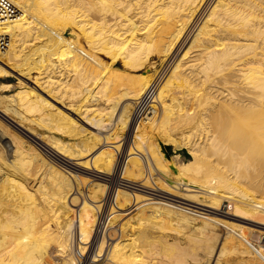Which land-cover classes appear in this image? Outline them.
<instances>
[{
	"label": "bare ground",
	"instance_id": "obj_1",
	"mask_svg": "<svg viewBox=\"0 0 264 264\" xmlns=\"http://www.w3.org/2000/svg\"><path fill=\"white\" fill-rule=\"evenodd\" d=\"M10 1L0 76L18 82L0 84V118L69 170L0 120L13 140L12 160L0 150V264H264V244L242 239L264 230V0ZM130 201L171 218L121 216ZM167 201L255 228L237 226L235 253L207 226L151 239L188 228Z\"/></svg>",
	"mask_w": 264,
	"mask_h": 264
},
{
	"label": "rangeland",
	"instance_id": "obj_2",
	"mask_svg": "<svg viewBox=\"0 0 264 264\" xmlns=\"http://www.w3.org/2000/svg\"><path fill=\"white\" fill-rule=\"evenodd\" d=\"M70 31H72L71 30V28L69 29V32ZM84 44L86 45V47L87 48H89V46L87 45V42H86V40L84 39ZM108 59V58H107ZM156 60H157V62L159 63L160 61L158 60V58H155ZM121 64V63H120ZM35 66H36V60H34V61H32L31 63H30V65H29V68L27 69V74H29V73H32V71H33V73H34V70H35ZM161 66V67H160ZM166 67V70H167V62H163L162 64H159L158 65V73H157V78H159V80L161 79V78H163L164 77V73H165V68ZM162 69V70H161ZM163 70H165L164 71V73H163ZM31 71V72H30ZM162 72V73H161ZM163 76V77H162ZM1 82H6V83H11V84H17V82H18V78L15 76V75H12V74H8V75H2V76H0V84H1ZM7 94H10V93H12V92H6ZM139 106H140V104H139ZM142 107V106H141ZM0 120H2L3 122H4V120L3 119H1L0 118ZM4 124L9 128H11V130L13 129V130H15V131H18V130H16L12 125H10L9 123H6V121L4 122ZM9 124V125H8ZM113 125V124H112ZM112 125H110L109 127H108V129H114L115 128V126L113 127ZM97 128H99V126H101V124L99 125V124H97V125H95ZM6 127V128H7ZM102 127V126H101ZM1 129V128H0ZM1 131V130H0ZM126 132H124V134L126 135V133L128 132V130L126 129L125 130ZM18 132H20V131H18ZM48 132V134H49V131L48 130H46V133ZM2 132H0V150H2L3 151V153L5 154V156L9 159V161L10 160H12L13 159V143H12V139H10V138H12L11 136H9L8 134H1ZM20 134L23 136V137H21V139L23 140V142H24V144L26 145V146H31V148L33 149V147H37L36 148V150L37 151H42L43 152V154L45 153L46 155V157H47V159L48 160H51V162H53V163H55L56 165H58L59 166V164L61 165V166H63V167H60L61 169L63 168V170H65L66 169V171H68L69 170V168L66 166V165H64V164H62L61 163V161H57V160H55L54 158H52V157H50L49 156V154H48V152H47V150H45L43 147H41V146H39L37 143L39 142L40 144H42L40 141H37L36 139H32V138H29V137H25V135L24 134H22V132H20ZM123 134V136L125 137V135ZM122 136V137H123ZM131 136V137H130ZM1 137H3L2 139H1ZM130 138H132V133L129 135V143H132L131 141H132V139L130 140ZM126 138H124L122 141H124ZM9 140V141H8ZM30 140L32 141V142H30ZM34 140V141H33ZM36 143V144H35ZM37 145V146H34V145ZM11 145V146H10ZM43 145V144H42ZM35 148L33 149V150H35ZM41 150H40V149ZM4 149V150H3ZM35 150V151H36ZM1 151V152H2ZM46 151V152H45ZM10 154H9V153ZM12 152V153H11ZM119 152V151H118ZM7 153V154H6ZM9 154V155H8ZM131 156H133V155H131ZM12 157V158H11ZM50 158H52V159H50ZM55 162H54V161ZM58 163V164H57ZM64 166H65V169H64ZM79 173H81V174H83V175H86V176H89V177H92V178H95V179H100L101 177L100 176H98L97 174H94V173H90V172H84V171H78ZM153 177H155L154 176V174H153ZM135 187V186H134ZM97 188L99 189V191L100 192H102V194H105L106 193V190L108 189L106 186H104V185H98L97 186ZM136 188V190H144V188H142V187H135ZM160 189H162V190H164V191H169V190H167L166 188H161V187H159ZM247 188V187H246ZM250 188V189H249ZM147 190V192H149L150 190H148V189H146L145 188V191ZM248 190L250 191H252L253 189L251 188V187H248ZM255 190V189H254ZM250 191V192H251ZM113 191L110 189V191H109V195H111L112 194V196L113 197H117V195H118V193H112ZM152 193V192H151ZM114 194V195H113ZM166 196V195H165ZM166 198H168V197H166ZM169 198H171V199H175V198H173V197H169ZM178 199V198H177ZM198 201V200H197ZM149 202V201H148ZM148 202H145V203H142V202H135V201H130V202H128L127 204L125 203L124 205L121 203V202H116V208H117V210H118V212L119 213H122L121 211H123V215L121 214V216H129L130 214H133L132 212H134V211H136V212H138V213H136V214H138V216H141L142 214H143V217L147 220V221H149V222H154V221H156L157 222V224H159L160 222H162L163 220H166V223H168L169 222V220H170V218L171 217H167V216H165L164 215V217H163V215H161V214H159L158 216L157 215H155V213H156V207H155V204L156 203H154V202H150V205H151V207H150V205L148 204ZM160 202H162V203H164L163 201H160ZM201 202V201H200ZM225 202V204H224V206H226V205H228L229 204V202H230V200L229 199H227V200H225L224 201ZM135 203V204H134ZM167 205H172L171 207L170 206H168V207H170L171 209H173V208H175L177 205H180V203H174L173 201H167V202H165ZM169 203V204H168ZM186 203V202H185ZM202 203V202H201ZM207 203V202H206ZM147 204L149 205V207L147 206ZM154 204V205H153ZM177 204V205H176ZM188 204V203H187ZM127 205V206H126ZM135 205V206H134ZM147 206V207H145V206ZM189 206H191V208L192 209H194V210H196V211H198V212H200V213H197V212H189L188 210H185L184 208V210L185 211H183V210H181L182 208L181 207H179V206H177L175 209H173V210H176L177 208H179L180 209V211L179 210H176L177 211V215H179L180 213L179 212H182L180 215H184L185 214V212L187 211V212H189L190 214H192V215H190V216H188L187 215V217H186V215H185V218L187 219H185V218H183L184 216H182V218L181 219H183L182 221H183V224L184 225H186V226H188V228H185L186 230H183V231H181V229H180V233L179 234H177L176 232H174L173 230H168L169 228H167V229H165L164 230V228L162 229L161 228V230L158 228H155V229H150L149 231L151 232V234L152 235H154V237L153 238H151V239H159V240H161V237H162V239L163 238H168V239H172V238H174L176 235H178L179 236V238L182 240V241H185L186 240V233H191L190 235H192V236H200V235H198V234H201L203 231H205L204 229L206 228V226H207V232H212L214 229V232H216L215 233V235L216 234H219L218 236H219V238L221 239V240H223V238L224 237H226V236H228V235H231L232 234V236H234V237H232V238H228V241H227V246H228V249H229V251L230 252H232V253H235V252H239V244H238V241H239V238H242L243 236H241L242 235V233L237 229V226H249V227H252V228H255V226H252V225H250V224H248L247 222H246V219H244V217H242L243 215H242V213L240 214L238 211L236 212L237 214H240V215H229V214H226V215H221V216H219V214H217V212L215 211V209H212V208H210V207H207V206H205V205H202V204H197V203H192V202H189V204H188ZM153 206L155 207V209L153 208ZM184 206V205H183ZM142 208V209H141ZM144 208V209H143ZM130 209V210H129ZM152 209V210H151ZM145 210V211H144ZM152 211H154L155 213H153ZM179 211V212H178ZM149 212V213H148ZM179 213V214H178ZM152 215V216H150V215ZM195 214V215H194ZM198 216H197V215ZM201 214V216H199ZM166 215H169V214H166ZM173 216H174V214H172ZM172 215H170V216H172ZM176 215V213H175V216H177ZM200 217V219H202V220H199L198 218H196L195 219V217ZM210 215L211 216H218V217H221V218H223V220H224V222H217V224H218V226L220 225V229L218 228H216V227H211V226H208V225H206L205 224V222L203 223V220H205V219H207V217L209 218L210 217ZM106 216V214L104 215V217ZM159 216H161V218L159 217ZM173 216H172V218H173ZM174 216V217H175ZM205 216V217H204ZM254 216H256V217H259L260 215H254ZM152 217V218H151ZM154 217V218H153ZM162 217H163V219H162ZM167 217V218H166ZM189 217H192V220L194 219L195 221H192L191 219H189ZM194 217V218H193ZM201 217H203V218H201ZM150 218V219H149ZM155 218H158V219H161L160 220V222L159 221H157L158 219H155ZM181 221V222H182ZM189 221V222H188ZM198 221H200V222H198ZM105 221L103 220V224L101 225V227L102 228H100V230H102V229H106V227H104L105 225V223H104ZM185 222V223H184ZM191 223H192V225H191ZM198 223H200V224H202L201 226H197V224ZM181 225V226H184V225ZM203 225H205V226H203ZM166 226H169L168 224H166ZM195 226V227H194ZM203 226V227H202ZM104 227V228H103ZM193 227H194V229H193ZM203 229H201V228ZM182 228V227H181ZM194 230L193 232H191L192 230ZM199 228H200V230H202V231H200L199 230ZM211 228V229H210ZM190 229V230H189ZM198 229V230H197ZM236 229H237V231H236ZM104 230H102L101 232H103ZM208 230H210V231H208ZM158 231V232H157ZM190 231V232H189ZM200 231V232H199ZM219 231V233H217ZM173 232V233H172ZM195 232V233H194ZM198 232V233H197ZM214 232H212V234L214 233ZM263 232V234L261 233V232H256V231H254V232H252L251 234H253V235H250L249 237L250 238H248L247 236H244V237H246V238H242L246 243H263L264 244V240H263V238H260V235L262 234V235H264V230L262 231ZM167 233V234H166ZM183 233V234H182ZM185 233V234H184ZM194 233V234H193ZM172 234V235H171ZM175 234V235H174ZM202 235V234H201ZM157 236H158V238H157ZM249 239V240H248ZM261 240V241H260ZM250 241V242H249ZM150 248V247H149Z\"/></svg>",
	"mask_w": 264,
	"mask_h": 264
},
{
	"label": "built area",
	"instance_id": "obj_3",
	"mask_svg": "<svg viewBox=\"0 0 264 264\" xmlns=\"http://www.w3.org/2000/svg\"><path fill=\"white\" fill-rule=\"evenodd\" d=\"M18 8L10 0H0V22L18 16Z\"/></svg>",
	"mask_w": 264,
	"mask_h": 264
}]
</instances>
